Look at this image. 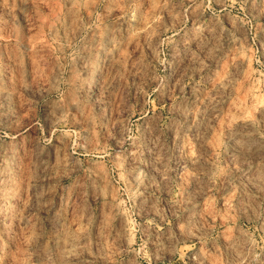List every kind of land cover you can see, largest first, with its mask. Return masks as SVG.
Segmentation results:
<instances>
[{"label":"rangeland","instance_id":"1","mask_svg":"<svg viewBox=\"0 0 264 264\" xmlns=\"http://www.w3.org/2000/svg\"><path fill=\"white\" fill-rule=\"evenodd\" d=\"M0 264H264V0H0Z\"/></svg>","mask_w":264,"mask_h":264}]
</instances>
